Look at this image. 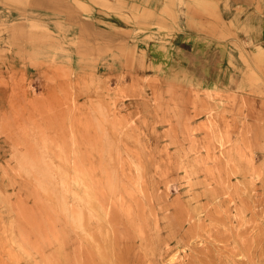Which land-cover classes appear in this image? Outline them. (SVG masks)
<instances>
[{
  "label": "rangeland",
  "instance_id": "rangeland-1",
  "mask_svg": "<svg viewBox=\"0 0 264 264\" xmlns=\"http://www.w3.org/2000/svg\"><path fill=\"white\" fill-rule=\"evenodd\" d=\"M240 2L0 0V264H264V0ZM179 34L220 44L219 86L134 47Z\"/></svg>",
  "mask_w": 264,
  "mask_h": 264
},
{
  "label": "crops",
  "instance_id": "crops-1",
  "mask_svg": "<svg viewBox=\"0 0 264 264\" xmlns=\"http://www.w3.org/2000/svg\"><path fill=\"white\" fill-rule=\"evenodd\" d=\"M238 1L240 2V0ZM98 21L102 22L103 24H106L108 29L105 28V29H102L103 31H96V32L93 29H91L90 31L92 33H96V34L99 33L105 38L110 36L111 38L104 39L105 41H108V42L115 41V42L120 43V42L126 41V37H125L126 35H124V33L121 31L125 29H123L122 27L116 26L117 24L113 21L104 20L103 17H99L98 19H95L94 20L95 24ZM91 25H94V24H91ZM145 39L146 37L137 39L136 45L134 47L136 49L138 48L140 51H144V52L146 51V57H148V55L149 56L153 55L152 60H148V62L146 60L145 62L147 63L149 70H152L153 67L155 68L157 64L156 62V58H157L156 50H157V51L166 52L165 59L166 57H170L168 61L167 60L165 61V63L162 62L166 64V67H165L166 70L173 71L176 64H180L182 66L180 70H183V71H184V67H188L192 71V73H194L195 75L203 76V77H199V79L201 80L199 81L203 85L207 83L211 85V83L214 84V82H212L213 80L215 81L216 79H219V80L221 79V77H219L215 73V71H216V68H218L217 63H219L217 56L220 55L222 50H221L220 44L215 42L214 40L211 41L207 39L208 45L206 46L204 45L205 44L204 42H203L204 44L198 43V45H196L193 42H191V39H184V34L183 35L181 34L172 35L170 39H165V41H163V44L165 45L154 43L155 41H151V40L149 42H145ZM207 55L209 57L208 59H206ZM171 56H174L175 59L173 60ZM166 72H169V71H166ZM212 76H214V79ZM219 80H216L217 83L214 85L219 86L220 84Z\"/></svg>",
  "mask_w": 264,
  "mask_h": 264
},
{
  "label": "bare ground",
  "instance_id": "bare-ground-1",
  "mask_svg": "<svg viewBox=\"0 0 264 264\" xmlns=\"http://www.w3.org/2000/svg\"><path fill=\"white\" fill-rule=\"evenodd\" d=\"M88 44V43H87ZM88 53H90V52H88ZM46 170V169H45ZM41 171V170H40ZM53 171V170H52ZM51 174H52V172H51ZM48 178V177H47ZM46 178V179H47ZM51 179V178H50ZM49 178H48V182H40V188L41 187H43V190L45 191V189H46V192H44V193H47L48 192V200L49 201H51V200H54V199H59V195H60V191H59V189L57 188L58 186V184L56 185L55 183L53 184V183H51L49 180H50ZM43 180H45V179H43ZM53 179H51V181H52ZM42 181V180H41ZM53 182H55L54 180H53ZM64 184L65 185H67L68 184V182H64ZM78 184H81V187H83L84 188V194H85V201L84 200H82L81 198H80V201H81V203L82 202H84L85 204H90L91 205V201H92V198H93V195H91V190H90V186L88 185L89 183H86V180L84 179V180H82L81 182H79ZM42 185V186H41ZM45 188V189H44ZM93 192V191H92ZM95 192V191H94ZM62 196V195H61ZM65 196V195H64ZM80 196V195H79ZM38 198V197H37ZM39 198H40V196H39ZM79 198V197H78ZM95 198V197H94ZM93 198V199H94ZM84 199V198H83ZM58 201V200H57ZM79 201V200H78ZM42 202V201H41ZM46 202V201H45ZM51 203V202H50ZM52 203H54L53 201H52ZM42 204H45V203H42ZM49 205V204H48ZM84 205V204H83ZM43 207H45V206H43ZM52 207V206H51ZM85 207V206H84ZM54 208V207H53ZM92 208V207H91ZM44 209H46V210H48L47 209V207L46 208H44ZM52 209V208H51ZM89 209V208H88ZM95 210V209H94ZM99 210H97V212H98ZM96 212V213H97ZM102 212H104V211H102ZM93 213V212H92ZM79 214V213H78ZM98 214V213H97ZM101 214V213H100ZM99 215V214H98ZM102 216H103V214H102ZM94 217V216H93ZM100 217V216H99ZM92 218V217H91ZM105 218V216L102 218V219H104ZM93 221V220H92ZM99 221V220H98ZM95 223V222H94ZM91 224H93V223H91ZM89 225H90V223H89ZM87 227V226H86ZM90 227V226H89ZM91 228V227H90ZM94 229V228H93ZM87 231V230H86ZM99 231V230H98ZM101 231V230H100ZM99 231V232H100ZM106 231V230H105ZM86 233V232H85ZM94 233V232H93ZM101 233H102V231H101ZM108 233H109V231H108ZM33 234V233H32ZM87 234V233H86ZM90 234H91V232H90ZM90 234H89V236H90ZM107 234V233H106ZM85 235V234H84ZM103 235V234H102ZM99 237H100V233H99V235H98ZM52 237V236H51ZM54 237V236H53ZM52 237V238H53ZM102 237H104V236H102ZM108 237V236H107ZM101 238V237H100ZM106 238V237H105ZM22 239H23V237H22ZM28 239V238H27ZM26 239V237H25V240H23V244H24V246L26 247V248H29V243H28V241H26L27 240ZM29 240V239H28ZM87 240V239H86ZM102 240H103V242H104V239L102 238ZM101 240V241H102ZM44 241H47V240H44ZM36 242V241H35ZM95 242H96V240H95ZM41 244V246H44L43 245V243H41V242H38L37 243V245L38 244ZM96 243H98V242H96ZM102 243V242H101ZM47 244H49V242L47 243ZM50 244H53L52 242L50 243ZM99 244V243H98ZM93 245H95V244H93ZM101 245V244H100ZM103 245V244H102ZM105 245V244H104ZM21 246H22V244H21ZM41 246H40V248H41ZM38 247V246H37ZM99 247V246H98ZM101 247V246H100ZM108 247V246H107ZM110 247V246H109ZM21 248H24V247H21ZM91 248V247H90ZM101 248H104L103 246L101 247ZM106 249V248H105ZM104 249V250H105ZM34 250V249H33ZM39 250H41V249H39ZM93 251H94V249H93ZM103 251V250H102ZM102 251H100L99 250V252H102ZM39 252V251H38ZM40 252H42V250L40 251ZM40 252H39V254H40ZM56 255H55V257L56 258H58V260L57 261H60L59 259H61L60 257H62V259H69V255L67 256V255H65V252H63V249H62V247H60V246H57L56 247ZM97 252H98V250H97ZM98 252V253H99ZM104 252H106V250L104 251ZM103 252V253H104ZM103 253H101V254H103ZM43 254V253H42ZM76 254H78V253H76ZM95 254V253H94ZM106 254V253H105ZM46 256V255H45ZM44 255H41V262H38L39 264H44V263H42L43 262V260H42V258H46ZM47 256H49V255H47ZM76 256V255H75ZM104 256L105 257H107V255H103L102 257H103V259H104ZM82 256H80V258H81ZM55 258V259H56ZM76 258V257H75ZM78 258V257H77ZM108 258V257H107ZM47 259V258H46ZM45 259V261L47 262L48 260H50L51 258H49V259H47L46 260ZM77 260V259H76ZM100 261V260H99ZM107 261V260H106ZM45 262V263H46ZM56 262V261H55ZM37 263V264H38ZM76 263H78L77 261H76ZM79 264V263H78Z\"/></svg>",
  "mask_w": 264,
  "mask_h": 264
}]
</instances>
